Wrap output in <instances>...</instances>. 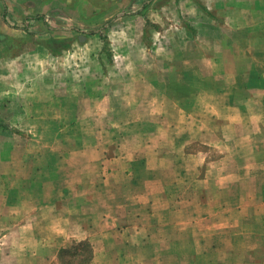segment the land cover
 <instances>
[{
	"label": "crops",
	"instance_id": "0c3cea01",
	"mask_svg": "<svg viewBox=\"0 0 264 264\" xmlns=\"http://www.w3.org/2000/svg\"><path fill=\"white\" fill-rule=\"evenodd\" d=\"M98 1L92 0V49L100 51L106 46L111 52L108 64L120 66L122 71L128 70V66L176 65L175 50L219 51L217 48L225 47L224 26L227 20L236 23L233 29L239 31L242 28L240 19L254 16L255 4L264 2L102 0L115 9L114 13L109 14L108 10H98L102 8L100 3L96 5ZM64 2L0 0V30L4 33L6 30L29 33L42 38L47 31L44 22L50 9H57V13L52 14L57 20L65 16L69 20L74 18L64 10ZM9 16L17 24L10 22ZM214 38L217 45L220 44L218 47L214 45ZM195 39L200 41H193ZM56 42L59 43V40ZM190 42H193V46ZM26 49L25 45V51H21L24 57L19 54L12 58L0 57V72L4 73L0 88L9 89L8 94L0 92V118L8 124L9 130L19 128V119L15 114H24L20 121L24 119L27 123L24 128L30 130L35 129L36 125L49 124L50 113L59 115L66 112V97L64 99L59 94L49 96L48 76L42 73L43 68L52 62L62 64L63 58L59 55L64 48L53 52L47 44L36 42L35 47L28 51ZM213 55L208 58L200 52V63L216 67L226 65V57L219 53ZM191 60L182 57L180 64H197ZM94 62L100 66L107 65L101 57L92 58ZM255 64L253 60L252 65ZM14 66L16 69L12 68ZM32 67H39L40 76L32 75ZM7 72L15 73L16 79L7 80ZM169 75V72L162 73L160 69L159 73L151 75L129 71L123 75L124 81L128 83L121 85V88L108 84L102 91L88 90L86 93L92 97V104L80 103L81 91L73 94L75 104L69 111L73 114L79 113L81 106H89L93 114H112L118 112L112 104L114 98L140 97V108L137 104L135 108L139 113L144 111L150 115L144 119L126 120L118 125L110 121L105 128L128 130L138 123L142 140L138 141L139 144L136 142L135 148L126 150V141L132 139V134L126 133L112 155L105 154L108 152L107 143L100 140L92 143V175L88 177L87 183L92 193L99 189L106 200L102 205L92 200V209L101 211L93 213L89 220L75 218L74 213L67 214L63 209H58V205L50 209L48 201L41 202L40 207L20 202L17 199L20 192L18 187H22V182H25L27 192L33 183L31 176L28 177L25 172L15 170L13 174L0 177V193L3 190L9 194L6 201H2L0 196V264H54L58 250L74 240L87 241L91 245L93 254L90 264H121L128 258L130 250H136V261L150 258L152 264H158L156 260L159 258L168 259L166 264H176L181 257L189 258L191 264H219L218 260L224 255L232 259V264H264V253L261 255L264 251V160L251 157L252 164L246 168L242 164L245 157L244 154L240 155L239 146L245 142L237 140L236 153L227 152L218 158L214 169L202 172V162H196L199 156L188 149L195 144H210L206 140L207 135L213 137L209 142L217 141L219 144L220 139L223 146L229 145L223 133L208 129L204 118L210 116L212 120L222 123H240L244 117L238 115L231 118L226 117V114H239L238 110L243 109L247 113V106L226 101L228 86L223 83V73L214 77L216 84L208 87L205 86L207 78L195 69L188 72L184 70L181 76L171 75L170 78ZM28 77L33 86L31 89L26 81L24 98L27 102L23 104L20 99L23 94L13 93L12 85L18 86L22 84L23 78L26 80ZM98 77L92 75V82H96ZM63 78L57 81V87L65 92V83H69ZM174 80L191 82L197 88L190 105L181 104L180 101L170 102L168 89ZM255 80L262 85L264 78L257 75ZM74 81L76 86L81 83L79 78ZM256 97L258 95L250 92L248 99L255 100ZM142 98L147 101H142ZM260 100L264 106V96ZM127 105L122 104L121 108H127L123 113L129 114ZM8 108H13L12 112ZM56 123L55 129H64V121L56 119ZM146 125L153 127L152 134L146 132ZM256 127L251 121L250 128L254 129V133ZM247 146L252 149L254 145ZM205 157H201L204 162ZM9 177L11 184H8ZM223 178H229L227 186H219ZM242 180L245 184H240ZM187 183L194 188L187 187ZM224 183V180L220 181V184ZM229 185L233 187L232 190L228 188ZM210 193L223 196L224 199L209 196ZM134 209L135 213L132 212ZM210 219H215V223L209 225ZM66 224H70L71 228L65 229ZM229 226H232V230L227 231L231 235L230 246L221 242L223 232ZM184 228L192 233L187 238L189 247L185 250L188 252L181 248L176 237L178 230ZM162 229L169 230L170 235L168 232L161 235ZM145 248L149 249L148 253L144 252Z\"/></svg>",
	"mask_w": 264,
	"mask_h": 264
},
{
	"label": "rangeland",
	"instance_id": "374dc122",
	"mask_svg": "<svg viewBox=\"0 0 264 264\" xmlns=\"http://www.w3.org/2000/svg\"><path fill=\"white\" fill-rule=\"evenodd\" d=\"M99 3L102 5V8H98V10H108L107 12L109 14L115 12V9L108 5V2L106 3L105 1L100 0L96 5ZM12 6L15 7L14 4H12ZM255 6L254 10L256 13L255 15L253 14L254 16L240 19L241 30L238 31L237 29H233V26L236 23L234 24L233 22H230L231 19L227 20V23L224 26L225 47L217 48L220 49L219 51L216 49H199L196 51L193 49H191V51L175 50L176 58L174 61L176 62V65L170 67H168V65L164 66V64L154 65L153 67L128 66L130 72H143V74L148 75L159 73L160 69L162 73L169 72L170 78L171 75L181 76V73L183 74L184 70L185 72H188L195 69L201 76L207 78L205 79L206 87L216 84L214 79L223 73L225 77L223 83L226 87L228 86L226 88V92L228 93L226 101L228 103L237 102L240 106H247V113L246 109H243L242 111L238 110L239 114H226V117L231 118H236L238 115L241 118L244 117L240 123H235L233 121H231V123H222L212 120L210 116L204 118L208 129L218 132L219 134L223 133L224 139L228 141L229 145L225 144L223 146L220 139L219 144H217V141L209 142L213 137L207 135L206 140L210 144L203 146L195 144L188 148L189 152L196 154L195 156H199L196 162H202V172L214 169L213 167L218 164V158L222 157L227 152L230 151L236 153L238 147V143H236L237 140L245 142L239 146L241 147L240 155L242 156L244 154L245 157L242 164H244L246 168L252 164L251 157L255 156L259 161L264 160V106H262L260 100L264 96V93L258 92L264 91V81L263 84L260 85L255 80L257 75L264 78V2H258ZM25 7H27V5ZM92 7H94L92 0H65L63 8L68 14L74 16V18H76L75 20L74 18L72 19V17L69 20L67 16H65L64 19L59 18V20H57V17L52 16V14L55 15L57 13V9H50L49 14L45 16L47 20L44 23L47 31L43 33L42 38L33 36L29 33L10 30H6L7 32L4 33L0 30V57L4 56L6 58H12L15 55L18 56V54L19 56L24 57L25 54L21 51H25V45L27 47L26 51H28L35 47L36 42L48 45L51 41L59 40V44H53L52 46L55 52H59L58 50H61L60 48H64L59 55L63 58L62 64L52 62L47 68H43L42 73H46L48 76L47 93L49 96L59 94L63 95L64 99L66 97V112L59 115L50 113L49 124H43L42 126L36 125L35 129L27 130L24 128L27 124L24 119L20 121V118L24 117V114H15L19 119V128H11L7 131L1 130L3 134L0 135V177L13 174L15 170L22 173L25 172L28 177L31 176L33 183L32 186L30 185L27 192H25V182H22V187H18L20 192L17 195V199L20 202H27L29 203V206L35 204L40 207L41 202L48 201L50 209L52 207L57 208L58 205V209H61V211L63 209L67 214L70 212L74 213L75 218L80 219L81 217L84 220H89L92 218L93 213L98 214L101 211L100 209H92V200H96L99 205H102L106 200L102 191L99 189H97V192L92 193V189L89 188L91 186L87 183L88 177L92 175V143L97 140L107 143L108 152H105V154L107 155L109 153L112 155L117 143L122 142L127 133L132 134V139H126V150L133 149L136 147V142L139 144L138 141L142 140L141 133H139L141 131L140 124L134 123L133 127L128 130L123 128L112 130L106 129V124L111 121V124L118 125L126 120H137L139 117L144 119L150 115L144 111L143 113H139L135 108V105L137 104L138 108H140L139 103L141 98L132 96L124 99L114 98L112 104L115 106V111L118 112L112 114H93L92 108L89 109V106H81V111L77 114L69 112L75 104V95L73 94H76L79 91L82 93L79 97L80 103L92 104V97H89L86 93L88 90L93 89L96 91H102L108 86V84L114 88H121V85L128 83L123 79V75L129 73L128 70L122 71L120 66L108 64L111 52L106 46L101 48L100 51L96 48L92 49V46H94V42L92 41ZM9 20H11L10 22L13 24H17L16 21L10 19V16ZM35 33H38V31H35ZM84 37H86L85 41ZM193 41L200 40L195 39ZM213 42L215 47L220 45H217L215 38L213 39ZM190 45L193 46V42H190ZM184 52L187 54L185 53L184 55ZM200 52L208 58L213 57V54L219 53L221 54L220 56L226 57V65L216 67L211 64H201ZM161 53H164V51H161ZM174 55L173 52V56ZM49 56L51 57V55ZM100 57L105 59L107 65L100 66L98 64L96 65L97 62L92 63V58L100 59ZM182 57L192 58L191 62L193 63L194 61L197 64L192 66L182 65L180 64V58ZM147 59L149 60L150 58H146V60ZM253 60L256 61L255 65H252ZM12 68L16 69L15 66ZM38 70L39 67H32V75L35 74L40 76V71ZM14 74L15 73L13 72H7L5 78L12 81L16 79ZM28 75L31 78L32 75H30V73ZM92 75L97 77L100 76V78L98 77L95 79L97 80L96 82H92ZM3 76L4 73L0 72V80ZM106 76L107 78L110 76V80H107ZM30 78L28 77L26 80L23 78L22 84L16 87L15 85H12L13 93L21 92L23 94V98H20L21 103L23 104H26L27 102V99L24 98L26 81L31 89L33 86L30 83ZM62 78L69 83V85L65 83V92H62V90L57 87V81H61ZM77 78L81 79V83L76 86L74 80ZM107 81L110 82L108 83ZM36 84H38V82ZM256 89H258V91L255 93L254 91ZM196 91L197 88L193 87L191 82L184 83L182 81L174 80L168 89V97L170 102L180 101L181 104L190 105V101L193 96L196 95ZM0 92L3 94L6 92L8 94L9 89L3 90V88H0ZM250 92H253L256 96L258 95V98L256 97L255 100L248 99ZM38 93H40V91ZM70 95L72 96L68 97ZM5 97L8 99V96ZM15 100L16 99H14V101ZM142 101L147 100L142 98ZM150 101L152 102L154 100L150 99ZM122 104L129 105L126 106L128 107L129 114L123 113L127 108L122 109ZM8 109L10 112L13 110V108ZM8 115L7 111L6 116L8 117ZM193 116H195V114ZM56 119L64 121V129L57 130L54 128L57 124ZM251 121L257 126L255 133L254 129L250 128ZM45 125L47 126L46 128H44ZM144 129L149 134L154 132L152 126L146 125ZM247 144H253L254 146L250 149ZM202 155L206 156L205 162L201 159V157L203 158ZM183 164L187 163L184 162ZM228 179L229 178H223L225 181L224 184H220V181H223L220 180L218 183L219 186H227L228 182L226 181H228ZM230 180H232V178H230ZM11 183L12 181L9 177L8 184ZM238 184L239 183H237V185ZM240 184L245 183L242 180ZM186 186L190 189L194 188L190 183H187ZM228 188L230 190L233 189L231 185H229ZM8 195V193L2 190L0 193L1 200L6 201ZM211 195L216 196L210 193L209 196ZM216 198L224 199V197L220 195L216 196ZM132 212L135 213L136 210L134 209ZM71 215L73 217V214ZM72 217L70 216V218ZM212 222L215 223V219H210L209 225H211ZM231 227L232 226L225 228V231L223 232L224 234L221 237L222 240L220 239L221 242L227 243L228 246L231 245V235H228L227 231H231ZM70 228L71 225L66 224L65 229ZM160 231L161 235H166L167 232L169 233V230L162 229ZM214 232L216 233V231ZM229 233L232 234V232ZM188 235H192V233L186 228L178 230L176 234L178 242H180V246L184 251H187L185 249L189 247V242H187ZM193 236L196 237L197 234H194ZM223 239H225V241ZM79 242L82 241L74 240L71 243L69 242L64 248H60L58 252L61 249L70 248L72 245ZM144 250L145 253H148L149 249L145 248ZM135 252L136 250L128 251V258L121 264H152V259L150 258L138 260L139 262L136 261L137 258L134 257ZM263 253L264 251H262L261 255H263ZM240 259L243 260L242 258ZM167 260L168 259L159 258L156 261L158 264H166ZM57 261L58 258L57 260H54V264H59V261ZM218 262L219 264H232V259H228L224 255V257L220 258ZM176 264H191V260L186 257H181L177 260Z\"/></svg>",
	"mask_w": 264,
	"mask_h": 264
},
{
	"label": "trees",
	"instance_id": "16d2710c",
	"mask_svg": "<svg viewBox=\"0 0 264 264\" xmlns=\"http://www.w3.org/2000/svg\"><path fill=\"white\" fill-rule=\"evenodd\" d=\"M57 43L56 41H51L48 44V48L55 52L52 45ZM1 130H9V126L0 118V131ZM92 254L90 244L86 241H82L72 245L70 248L61 249L58 252V261L59 264H89L92 259Z\"/></svg>",
	"mask_w": 264,
	"mask_h": 264
}]
</instances>
